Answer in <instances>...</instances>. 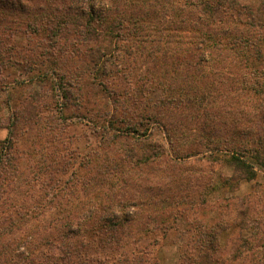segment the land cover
<instances>
[{"label": "trees", "instance_id": "1", "mask_svg": "<svg viewBox=\"0 0 264 264\" xmlns=\"http://www.w3.org/2000/svg\"><path fill=\"white\" fill-rule=\"evenodd\" d=\"M41 1L44 6L39 8V15L26 20L24 28H20L15 12L30 16L29 11L22 9L17 0H0V14L6 9V17L0 18L2 89L14 81L11 74L14 67L22 63L34 66L41 59L46 72L38 76L39 82L50 84L52 92L60 90L64 100L62 108L68 109L72 101H78V107L88 108L91 102L97 105L98 101L104 100L105 106L103 104L102 108L97 109V116L108 126L122 124L117 128L116 135L130 138L146 136L149 129H142L143 123L140 122L147 123L148 119L142 115L141 108L144 107L138 96H142L143 102L150 107L168 106L163 102V98L171 91L165 81L169 73L166 61L172 57L171 61L176 62V70H179L189 67L190 61L195 58L200 60L199 64H203V57H209L210 52L214 56L228 51L237 63L246 90L262 97L264 102V0H248L245 3L240 0H69V4L66 0ZM120 4L131 13H119ZM23 35L33 40L38 51L29 50L30 58L21 62L17 61L20 49L16 41ZM150 58L152 60L145 72L143 62ZM157 58L162 59L164 65L156 61ZM208 61H211L210 58ZM199 64L194 65L198 72L193 76L200 75ZM211 73L216 76L214 71ZM50 75H54L55 80ZM193 76L188 78L191 79L189 84L176 89L178 96L174 95L173 99L178 102L176 105L181 106L178 109L190 107L195 111L200 110L202 113L199 111L197 115L202 119L204 128L206 120L216 119L209 109L212 105L209 96L219 91L216 88L218 84L211 80L204 92L197 89L198 82ZM34 82L32 84L39 86L37 79ZM36 90L31 104H27L30 101L26 102L27 98L22 97L24 100L21 99L17 111L20 116H15L13 120L10 137L17 135L19 124L25 122L22 128H28L25 134L30 137L35 132L34 136L50 146L57 135H63L64 129L53 114L47 117L43 115L39 102L40 98L44 99L48 95L45 93L36 97ZM73 91L79 94L78 99L73 96ZM218 95L222 98L221 92ZM90 96L93 97L92 101ZM110 105L114 107L113 112ZM259 105L263 133L259 136L262 139H253L258 147L253 149L252 157L264 166V104ZM150 116L154 121L159 120L155 112ZM138 124L140 127H137ZM172 130L177 131L176 128ZM202 135L204 146H222L229 152L225 162L234 168L235 173L249 182L254 181V167L245 159L248 147L231 146L225 141L219 146L206 129H203ZM16 147L14 140L9 146L0 145V264H81L79 261L83 259H87V264H105V260H108L106 264L144 263L146 253L140 255V259H133V256L125 257V254L118 252L122 249L118 232L126 228L130 217L125 213L120 217L114 216L116 205L107 202L102 192L101 182L103 176L108 174L104 170H100L97 177V191L92 190L90 183L83 184L82 192L86 195L78 192V184L69 182L66 194L74 198V202L85 198L82 205L73 203L72 210H69L75 213L81 211L82 217L73 216L72 213L48 225L44 223L43 228L46 231L49 229L46 234H39L34 228L31 235L20 234L23 226L19 223L22 219L6 216L9 196L4 198L10 195L11 187L18 179V157L10 154ZM219 152H223V149ZM44 157L49 158L47 153ZM54 161L59 165L57 158ZM147 161L148 158L145 164ZM48 164L40 166V175L45 174ZM8 165L10 170H17V173L8 172ZM109 169L106 167V170ZM32 180L26 178V185L35 188L39 181ZM231 180L235 181L233 177H228L224 184L229 185ZM23 195L25 199L18 208L24 206L26 213L39 208L38 204L36 207L31 202L28 192ZM2 204L7 205L6 208ZM234 209L228 210V219L222 218L218 228H211L208 233L197 231L198 235L208 238V246L204 247L201 243L200 248H196L189 257L182 255L184 264H216L217 256V264H264V184L255 183L253 193L243 197ZM98 212H108L116 220L113 216L110 220L103 216L96 217ZM22 216L24 214L21 213ZM229 223L240 230L249 231L247 236L241 235L235 239L230 256L218 246V232L225 230ZM112 256L118 258L110 259ZM193 257L194 263H188Z\"/></svg>", "mask_w": 264, "mask_h": 264}, {"label": "rangeland", "instance_id": "2", "mask_svg": "<svg viewBox=\"0 0 264 264\" xmlns=\"http://www.w3.org/2000/svg\"><path fill=\"white\" fill-rule=\"evenodd\" d=\"M17 1L22 9L30 13V16H27L15 12L14 16L19 19L20 28H24L26 20L39 15V8L42 9L44 2ZM66 1L70 3L69 0ZM247 1L240 0L242 3ZM119 7V13H131L124 5L120 4ZM5 15L6 9L2 10L0 18L4 19ZM262 20L264 21V16ZM16 42L20 49L17 61H27L30 58L29 50L36 49L33 40L27 36L24 38L23 35ZM211 55L213 54L210 52L209 57H203V64H199L200 60L197 58L193 59L194 61H190L189 58L191 62L189 67L179 70H176L178 67L176 62L171 61L172 57L166 61L168 64L166 70L169 73L165 81L168 82L171 91L163 98V102L168 106L150 107L143 102L142 96H138L144 107L141 108L142 115L148 119L147 123L144 121L140 123H143L142 129L148 127L149 131L146 136H133V138L116 135L117 128L123 126L116 118L113 119L118 124L114 127L108 126L103 122L104 120L99 119L97 109L102 108L103 104L105 106L104 100L98 101L97 105L91 102L88 108H82L80 105L78 107V101H72L68 109L62 108L64 100L60 90L54 91V94L50 84L39 82L38 76H43L46 72L41 59L37 62L39 64L34 66L22 63L14 67L11 74L16 82L12 81L6 89L0 87V119L2 120L0 145L9 146L14 140L17 146L14 150L16 153L12 151L10 154L12 157L15 155L18 157L16 163L18 179L11 187L10 195L4 198L7 199L9 196L6 216L13 215L15 220L22 219L19 225L23 228L19 233L28 236L33 233L31 231L34 228L37 233L46 234L49 229L46 231L43 228L44 223L48 225L49 222L64 219V215L72 213L73 216L82 217L81 211L76 214L69 210L73 203L78 206L85 202V198L74 202V198L66 194L69 182L78 184L80 186L78 192L86 195L84 191L82 192L83 184L90 183L92 190L97 191L96 184L99 185L97 177L100 170H104L108 174L103 176L102 192L108 199L107 202L116 205L117 211L114 210V216L120 217L125 213L130 217L126 228L118 232L122 245V249L118 252L125 254V257L133 256V259L136 257L140 259L139 256L146 253L142 264H184L182 255L189 257L196 248H200L201 243L207 247L208 238L198 235L197 231L208 233L211 228H218L219 222L223 221L222 218L228 219V210L234 207L236 209L243 197L253 193L255 183L264 184V166L252 157L253 149L258 147L253 139H262L259 136L263 133L258 110L259 104H264L262 97L255 93L250 94L246 90L237 63L230 56L231 52ZM151 60L152 58L143 62V69ZM156 61L164 63L160 58ZM195 64H199L200 79L198 76H193L198 72L194 67ZM211 71H214L216 76ZM140 74L141 71L137 76L139 77ZM191 76L198 82L197 89L204 92L211 80L218 84L216 88L218 87L219 91L209 96L212 102L209 109L216 119L206 120L208 126L205 125L204 128L202 119L197 115L200 110L195 111L190 107L178 109L181 106L176 105L178 102L173 99L174 95L178 96L176 89L180 85L189 84L191 79L188 78ZM50 77L55 80L54 75ZM35 79L40 83L39 86L32 84L36 83ZM186 80L189 82L186 83ZM35 90L36 97L45 93L48 95L44 99L40 98L39 106L43 109V115L47 117L53 114L58 124L62 123L64 129L63 135H57L50 146L34 136L35 132L30 137L25 134L24 131L28 129L22 130L25 122L19 124L17 135L10 137L13 120L15 116L16 118L20 116L17 111L20 109L22 97H26V102L30 101L27 104H31ZM219 92L222 98L218 95ZM73 96L78 99L79 94L73 91ZM89 99L92 101L93 97L90 96ZM95 102L96 100L93 103ZM109 108L113 112L114 107L110 105ZM152 112L159 115L158 121L151 119ZM115 114L119 116L117 112ZM137 127H140L139 124ZM173 128L177 131L172 130ZM203 129L209 132L219 146L225 141L231 146L248 147L249 151L246 152L245 159L254 167L256 174L254 181L249 182L235 173L234 168L225 162L226 154L229 152L222 146L221 148L204 146ZM250 134L254 138H251ZM220 149H223V152H219ZM46 153L49 158L44 157ZM55 158L60 161L59 165L54 161ZM146 158L148 161L145 164ZM6 162L7 160L3 163ZM46 163L49 164L45 174L40 175V166ZM106 167L110 169L106 170ZM8 169V172L17 173V170H10V167ZM228 177H233L235 181L231 180L229 185L224 184ZM26 178L29 181L35 179L39 182L35 188H31L26 185ZM27 192L31 202L36 207L37 204L39 205V208L31 210L30 213H26L24 206L18 208L25 199L23 194ZM6 206L2 204V207L6 208ZM21 213L24 214L22 216L24 219ZM95 215L109 220L113 216L108 215V212H98ZM114 216L112 218L116 220ZM39 226L42 228L37 229ZM218 233V246L230 256L235 246V239L241 235L247 236L249 231L240 230L236 225L229 223L225 230H220ZM117 258L118 256H112L110 259ZM217 259L218 256L216 264ZM107 261L105 260V264ZM194 261L195 257L187 262L194 263ZM79 263L87 264V259Z\"/></svg>", "mask_w": 264, "mask_h": 264}]
</instances>
